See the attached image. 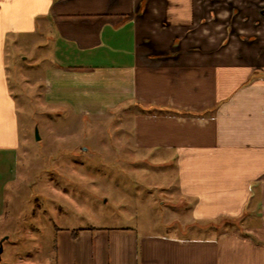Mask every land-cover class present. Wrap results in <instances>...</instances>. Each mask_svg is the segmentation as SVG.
I'll return each mask as SVG.
<instances>
[{"label":"crops","instance_id":"crops-1","mask_svg":"<svg viewBox=\"0 0 264 264\" xmlns=\"http://www.w3.org/2000/svg\"><path fill=\"white\" fill-rule=\"evenodd\" d=\"M13 33L45 36L48 104L129 114L133 153L174 167L184 229L200 234L58 231L57 264H264V0H0V150L11 153ZM223 220L233 225L201 237Z\"/></svg>","mask_w":264,"mask_h":264},{"label":"rangeland","instance_id":"rangeland-1","mask_svg":"<svg viewBox=\"0 0 264 264\" xmlns=\"http://www.w3.org/2000/svg\"><path fill=\"white\" fill-rule=\"evenodd\" d=\"M44 38L13 33L4 43L19 145L14 153L0 150V264H57L58 231L127 228L140 237L200 238L184 229L189 218L177 204L174 167L133 153L123 108L82 115L44 100ZM222 223L233 225L216 222L201 237Z\"/></svg>","mask_w":264,"mask_h":264},{"label":"water","instance_id":"water-1","mask_svg":"<svg viewBox=\"0 0 264 264\" xmlns=\"http://www.w3.org/2000/svg\"><path fill=\"white\" fill-rule=\"evenodd\" d=\"M35 134H36V139H38V136H37V132H35ZM4 240H6V238H4V239H2L1 241H0V261H1V254H2V251H3V241Z\"/></svg>","mask_w":264,"mask_h":264}]
</instances>
